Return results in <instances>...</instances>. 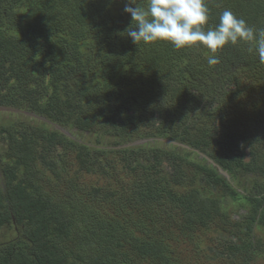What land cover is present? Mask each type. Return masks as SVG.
<instances>
[{"label": "trees", "instance_id": "trees-1", "mask_svg": "<svg viewBox=\"0 0 264 264\" xmlns=\"http://www.w3.org/2000/svg\"><path fill=\"white\" fill-rule=\"evenodd\" d=\"M206 3L207 26L228 9L264 27V0ZM123 8L0 0V264H182L172 238L196 257L252 264L264 253L252 230L264 205L252 190L264 174V64L244 43L218 50L215 66L200 45L133 44ZM85 27L98 39L88 55L76 40ZM226 159L251 200L240 220L223 218L232 236L214 232L224 183L212 161Z\"/></svg>", "mask_w": 264, "mask_h": 264}, {"label": "clouds", "instance_id": "clouds-1", "mask_svg": "<svg viewBox=\"0 0 264 264\" xmlns=\"http://www.w3.org/2000/svg\"><path fill=\"white\" fill-rule=\"evenodd\" d=\"M123 11L131 16L125 33L133 44L165 41L177 50L200 45L211 53L207 63L215 66L218 50L244 43L247 52L264 64V27L249 25L228 9L220 13L218 24L207 26L206 0H124Z\"/></svg>", "mask_w": 264, "mask_h": 264}, {"label": "rangeland", "instance_id": "rangeland-1", "mask_svg": "<svg viewBox=\"0 0 264 264\" xmlns=\"http://www.w3.org/2000/svg\"><path fill=\"white\" fill-rule=\"evenodd\" d=\"M87 30H90V29H86V27H85L83 34L76 39L77 43L79 44L80 48L83 50L85 55H88L86 53L91 49L90 47L94 43H97V40H98V39H94V33L93 32H90ZM92 54H94V53H92ZM85 59L87 61L91 60V58L88 56H85ZM99 75H100V73H96L94 76H99ZM97 176H98L97 174L81 173V178L87 179L90 182H92V180H95L97 178ZM263 180H264V178L261 179V182H260L258 188L256 189L257 191L264 190V181ZM113 182H115V181L113 180ZM217 186H219L221 189L219 192V196H220V200L222 202V207H221V213L219 214L220 217H217L216 219H214V221L216 222L214 224H216V226L219 228L217 230L214 229V232L215 233L222 232V234H224V235L232 236L233 232L234 233L238 232V229H236L235 227H232L230 224H227L226 220H224L223 218H228L226 216V214L231 217V214L237 212L238 209L235 208V204L237 201H236V199H234L232 194H230V197L232 200L231 199L226 200L225 199L226 196L224 197V193L226 194V189H227L226 186L224 187V185L222 183H220ZM222 191L224 193H222ZM56 196L58 197L59 195L57 194ZM262 212H264V210ZM113 221L116 222L117 218H115ZM9 228L10 227L5 229V232H6V235H8V237H11L14 235V233H13V230H11ZM252 230H253V235L255 236V238H253L254 247H257L259 243L264 246V220H263V214L262 213H259L256 216V223L254 224V227L252 228ZM212 233H213L212 231H210V230L208 231V233H207L208 234V240L206 239L207 236L203 238L204 243L201 244V248L204 251H207L208 246H210L211 240H209V239L211 238ZM170 243L177 250L178 260L182 264H220V262L217 259H211L210 260L209 257L208 258L206 257V256H209V252H207L206 255H200L199 254L198 257L194 256L195 254H198V253L193 249V247L190 245V243H188L186 245V243L183 240H181L180 238H178L176 241L174 240V238H172V239H170ZM143 264H154V261L152 262V259L150 257H146L145 262ZM252 264H264V253L256 254L255 259L252 262Z\"/></svg>", "mask_w": 264, "mask_h": 264}, {"label": "flooded vegetation", "instance_id": "flooded-vegetation-1", "mask_svg": "<svg viewBox=\"0 0 264 264\" xmlns=\"http://www.w3.org/2000/svg\"><path fill=\"white\" fill-rule=\"evenodd\" d=\"M243 159H249L248 155L246 154ZM212 160V159H211ZM229 161V159H226L223 161V163H226ZM213 165L216 166L219 170V180L224 183V187L226 186V194L224 193V197L226 196V200L231 199L230 194L236 199L235 208L238 209L237 212L231 214V217L234 219H241V217L244 216V214L247 213V206L251 205V200H249V203L246 202L247 195L249 196V192H247L244 188V183L246 180V177H244L243 169L235 163L234 160H230V163H226L225 167L222 168L221 166L217 165L214 161H212ZM237 164V165H236ZM213 168V167H212ZM259 175V183L260 180L264 178V174H258ZM218 178V175L216 176ZM205 178L203 177L202 180ZM259 183L256 185V188L252 189L255 194H257L258 199L264 200V191H257L256 189L259 186ZM214 188H216L214 186ZM249 191V190H248ZM246 196V198L244 197ZM232 200V199H231ZM264 203V202H263ZM246 206V207H245ZM260 213L263 214L264 219V205L260 206Z\"/></svg>", "mask_w": 264, "mask_h": 264}]
</instances>
